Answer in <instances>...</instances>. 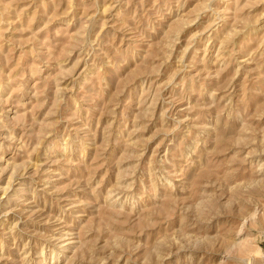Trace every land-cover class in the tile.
Masks as SVG:
<instances>
[{"label":"rangeland","instance_id":"rangeland-1","mask_svg":"<svg viewBox=\"0 0 264 264\" xmlns=\"http://www.w3.org/2000/svg\"><path fill=\"white\" fill-rule=\"evenodd\" d=\"M0 264H264V0H0Z\"/></svg>","mask_w":264,"mask_h":264}]
</instances>
